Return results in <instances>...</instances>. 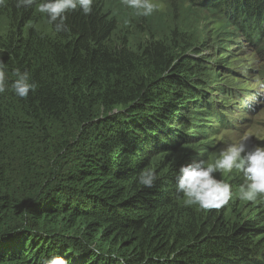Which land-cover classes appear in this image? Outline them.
<instances>
[{
    "label": "trees",
    "instance_id": "16d2710c",
    "mask_svg": "<svg viewBox=\"0 0 264 264\" xmlns=\"http://www.w3.org/2000/svg\"><path fill=\"white\" fill-rule=\"evenodd\" d=\"M204 1L200 10L228 13L246 37L264 36V0H190ZM16 2L0 6L9 85L0 94V264L57 255L69 264H264V244L253 241L264 237V211L247 222L227 217L232 200L181 209L176 176L190 161L168 158L197 142L184 114L208 98L191 78L196 57L175 58L181 40L164 15L95 0L57 33L37 11L42 0ZM17 68L37 84L27 99L10 88ZM147 170L157 175L151 189L138 183Z\"/></svg>",
    "mask_w": 264,
    "mask_h": 264
},
{
    "label": "rangeland",
    "instance_id": "374dc122",
    "mask_svg": "<svg viewBox=\"0 0 264 264\" xmlns=\"http://www.w3.org/2000/svg\"><path fill=\"white\" fill-rule=\"evenodd\" d=\"M152 2L157 6L156 15H164V26L181 40L180 51L175 58L193 55L198 60V72L191 78L199 76L203 96L208 98V106L197 105L201 111L194 107L190 109L196 111V115L184 114H189L193 122L192 128L185 133L191 134L195 138L193 141L197 142L169 157L171 164L186 159L190 161L186 165L200 160L211 163L227 145L242 140L248 150L264 147V48H261L264 36L255 41L256 36L253 39L246 37L241 29L227 20L228 13L214 12L210 7L213 9L210 13L199 9L201 5L209 6V1L199 3L197 7L190 0ZM151 166L155 164L151 163ZM235 174L234 170L231 174L217 172L214 175L232 186L233 205L227 207V217H241L249 222L264 211V198L240 200L242 183L236 182ZM179 204L186 211L188 208L199 209L197 206H185L184 198ZM253 241L264 244V237H256Z\"/></svg>",
    "mask_w": 264,
    "mask_h": 264
},
{
    "label": "clouds",
    "instance_id": "9594fccd",
    "mask_svg": "<svg viewBox=\"0 0 264 264\" xmlns=\"http://www.w3.org/2000/svg\"><path fill=\"white\" fill-rule=\"evenodd\" d=\"M95 0H42L37 5V11L47 18L49 25H54V30L59 33L68 31V14L77 10L88 16L93 11ZM6 0H0L4 6ZM36 3V0H17V8H27ZM121 3L133 9L136 15L148 17L156 10L157 6L152 0H121ZM12 75L15 79L10 88L14 94L22 99H27L30 91L35 92L37 84L29 82L27 72L14 69ZM6 66L0 61V94L8 88ZM241 173L244 182L239 187V199L242 201H255L264 198V147L256 146L248 150L245 141L234 142L220 151L219 157L213 162L203 160L183 165L176 176V189L182 193L185 206H197L201 210L220 209L227 205L233 198L232 186L214 174H231L233 171ZM157 175L152 170L140 173L138 183L144 188L151 189L155 186ZM45 264H69L61 256H53Z\"/></svg>",
    "mask_w": 264,
    "mask_h": 264
}]
</instances>
